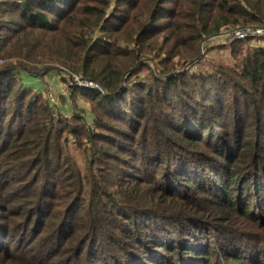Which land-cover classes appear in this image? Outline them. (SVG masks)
<instances>
[{
  "label": "trees",
  "instance_id": "1",
  "mask_svg": "<svg viewBox=\"0 0 264 264\" xmlns=\"http://www.w3.org/2000/svg\"><path fill=\"white\" fill-rule=\"evenodd\" d=\"M110 1L0 0V61L20 58L18 65L34 76L58 65L100 86L78 89L100 111L87 129L88 141L101 139L149 174H128L126 183L141 191L136 196L119 191V184L96 190L63 175L64 169L49 199L42 196L28 210V204L11 208L3 199L0 264H264V47L249 46L241 71L230 70L234 77L226 73L225 81L175 73L174 63L168 65L184 50L193 58L202 35L223 26L264 24V0H116L125 9L116 15L118 27L106 16ZM132 11L140 20L128 17ZM164 19L175 23V34L188 32L170 39L183 46L177 54L166 42L157 46ZM126 22L132 32L114 37ZM130 43L132 49L123 45ZM150 44L162 71H150L149 83L125 86L135 71L131 63L117 65L110 50L148 67ZM15 70L10 61L0 64V140L27 136L30 123L49 112L37 104L47 103L41 91L25 86ZM8 103L16 105L11 114ZM241 106L252 123L238 114ZM46 115L45 130L38 131L45 137L54 121ZM99 127L111 135L98 133ZM92 153L94 164L96 156H115L96 146ZM40 162L46 163L34 160L33 166ZM9 188L1 187L2 194ZM55 196L63 202L54 203Z\"/></svg>",
  "mask_w": 264,
  "mask_h": 264
},
{
  "label": "rangeland",
  "instance_id": "2",
  "mask_svg": "<svg viewBox=\"0 0 264 264\" xmlns=\"http://www.w3.org/2000/svg\"><path fill=\"white\" fill-rule=\"evenodd\" d=\"M139 1L141 4V0ZM144 3L146 4L145 7H148V5L150 6L149 2ZM124 10L125 9L121 7V4H119L118 7L116 6V0L110 1L106 15L109 17L110 26H119L117 20H115L119 16L116 15H119L120 13L123 14ZM133 15L135 19L137 18V20H140L141 16L133 11L129 12L128 17L131 18ZM162 23L165 24L166 27L162 32L159 31L155 35L158 43L157 46H159L161 42H166L167 47L170 46L175 54L184 50L179 42L176 41L174 44H171L172 41H169L172 37L183 38L185 35H188V32L183 31L181 34H175V23H171L168 19H164ZM132 27L133 26L131 25L127 27L126 22L122 27V31L114 37L131 33ZM101 36L103 35L98 31L97 37ZM114 37L110 38V40H114ZM207 38L206 35H202L198 44L197 55L195 54L196 56L194 55L193 58H190L187 51L184 50L183 57L176 56L172 62H168V65L174 63L171 68L173 72L181 74L185 73L187 76H190L193 72V75L211 74L212 76L225 81V75L226 73L229 74L230 70L241 71L244 53L249 46L259 47V43H264V40L261 39H249L237 43H224L222 41H208ZM123 45L129 47V49L133 48L132 43ZM159 51L161 54L163 53L160 48ZM118 52H120V50L113 47V50H110L109 56L113 57V60L117 65H122L124 62L131 63V67L134 69L131 70L132 74L133 71H135L133 75L130 74L127 76L128 79H126V82H123L125 86L130 87V84L138 81L149 83L151 82L149 77L150 71L153 70L155 74L162 71L158 64V58L155 56V53L159 54V52H157L156 49L154 50L153 44H150L148 50L145 51L146 58L144 59H147L150 62L148 67H142L140 61L133 60L132 63V59L130 58L125 59L119 57L116 55ZM161 57H163V54ZM166 57H168V55ZM9 61L15 66L16 70L14 74L20 75V79L25 86L34 87L41 91L42 99L47 103L37 104L39 106L44 104L49 111L45 112L53 117L54 121L51 124L46 125V127H50L52 131L50 132V136L47 137L38 132L45 130V121L48 119L46 113L39 114L40 118H38L36 125L33 122L30 123L32 126L29 129V134L27 136H24L25 132L22 137L15 140L13 135L10 136V139H5L6 136L3 135L6 143L3 147H0V213L3 214L6 211V201H3L5 198L8 202L10 201L12 203L11 208H18L22 204H28L26 210L30 209L34 202V205H36L38 199L42 196L49 199L53 194V191H56V178L59 175L62 176V171L64 169L65 173L63 175L72 174L75 177L78 176L82 179V184L84 180L87 185L93 184L96 190H101L103 187H111V185H115L116 187V185L119 184V191H136L134 194L135 196L137 195V192L141 193V191L134 189L135 187L133 183L127 184L125 180H128V174L130 173L137 175V177H141L147 176L149 172H145L144 169L142 170V166L141 171H137V168H132L136 162L134 163L131 156H127L125 152H116L113 147H104L103 145L107 143H104L101 139L92 140L91 142L88 141L85 134L88 131L87 129L90 124L93 123L94 115H100V111H98L97 105L93 100H88V98L81 95L78 91L80 87L84 86L78 85L73 81V75L77 74L73 73L72 70L62 69L58 67V65H55L53 66L54 69L47 70L45 74L34 76L28 72H24V69L18 65V63L23 61L20 58L4 59L2 62L0 61V64L3 62L8 63ZM145 62L147 63V61ZM194 63L196 64V67L194 70L190 71V68ZM27 66L32 67L34 64L27 63ZM43 69L45 71V68ZM22 72H24L23 76ZM229 75L234 77L232 74ZM203 83L205 85V82ZM89 87L90 86L85 88ZM89 89L91 91L97 90L96 88ZM198 90L199 88L196 89V91ZM199 96L203 98L205 97V94H200ZM205 99L208 101L207 97H205ZM7 107V112L11 114L12 109H14L16 105L14 103H8ZM238 109V114L250 119L248 121L252 123V119L247 114L244 106H241ZM32 115L33 117L35 116V114ZM226 115L227 113H224V116ZM7 116L4 118V121L8 119ZM77 117H79V119H77ZM18 119H20V117L14 119L13 125H15ZM28 123L29 121L26 124ZM110 124L115 123L112 122ZM243 127L244 125L240 124L236 128L241 130ZM97 130L98 133H104L103 131H105V133L111 135L109 130L101 127L97 128ZM2 131H4V129H2ZM2 140H0V145L3 143ZM124 143L129 142L122 141V144ZM94 145L96 147L104 148V150L109 153L115 154L113 157L114 160L109 156H96L99 159V163L94 164L93 161L96 159L92 153L93 150H95ZM34 160H43L46 161V163L42 166L40 162L33 166ZM113 170L114 173L111 176L110 173ZM92 176L96 177V179L91 180L90 177ZM7 177L10 179L7 180ZM4 185L10 188L9 191L3 195L1 187ZM61 185L63 186V184ZM136 187H139L138 184H136ZM141 187L144 186H140V188ZM145 195L147 198L151 196L150 192H147ZM74 197H76L75 194L73 195V198ZM88 197L89 196H86V200ZM189 199L194 198L190 197ZM101 200H103V198ZM53 202L60 204L63 200L55 196ZM83 216L85 217V214H83ZM31 226L32 222L29 225V229ZM30 247H36V245L31 243Z\"/></svg>",
  "mask_w": 264,
  "mask_h": 264
},
{
  "label": "built area",
  "instance_id": "3",
  "mask_svg": "<svg viewBox=\"0 0 264 264\" xmlns=\"http://www.w3.org/2000/svg\"><path fill=\"white\" fill-rule=\"evenodd\" d=\"M261 39L264 40V24L261 25H246L242 27L223 26L215 34L207 38L208 41H222L224 43H230L233 41H244V40ZM196 64L190 68V71L194 70ZM73 81L81 86L89 88H96L101 91L100 86L90 81H85L77 75H73Z\"/></svg>",
  "mask_w": 264,
  "mask_h": 264
},
{
  "label": "crops",
  "instance_id": "4",
  "mask_svg": "<svg viewBox=\"0 0 264 264\" xmlns=\"http://www.w3.org/2000/svg\"><path fill=\"white\" fill-rule=\"evenodd\" d=\"M259 46H262V47H264V43H259Z\"/></svg>",
  "mask_w": 264,
  "mask_h": 264
}]
</instances>
